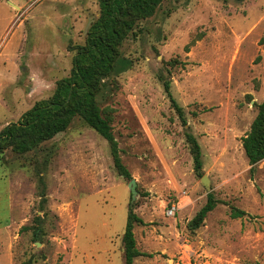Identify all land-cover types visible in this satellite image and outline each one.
Segmentation results:
<instances>
[{"label":"rangeland","instance_id":"1","mask_svg":"<svg viewBox=\"0 0 264 264\" xmlns=\"http://www.w3.org/2000/svg\"><path fill=\"white\" fill-rule=\"evenodd\" d=\"M99 0H0V129L50 96L99 15ZM122 46L133 65L106 103L122 159L137 181L135 264H264V160L254 173L242 145L264 99V0H164ZM193 40L189 50L186 46ZM179 58L172 94L201 148L198 173L183 125L158 72ZM196 112V115L194 114ZM44 169L50 215L45 242L20 232L37 211L39 154L0 158V264L44 251L51 264H123L131 191L108 141L75 117L50 142ZM206 174L210 189L202 183ZM214 191L253 216L217 204L191 233L187 221ZM176 206L175 216L166 209Z\"/></svg>","mask_w":264,"mask_h":264},{"label":"trees","instance_id":"2","mask_svg":"<svg viewBox=\"0 0 264 264\" xmlns=\"http://www.w3.org/2000/svg\"><path fill=\"white\" fill-rule=\"evenodd\" d=\"M163 1L99 0V15L89 26L84 42L69 45L75 51L70 73L57 80L50 96L37 100L17 121L0 129V158L10 149L17 154L36 152L41 160L42 167L37 170L40 183L37 211L42 213L36 212L30 223L20 227V232H31L34 242H45L50 228L48 218L50 215L56 216L48 209L49 196L41 173L57 151L50 142L57 134L65 132L75 117H79L108 141L117 173L126 179H132L131 172L122 159L121 147L112 126L115 109L106 103L119 88L120 74L133 65L132 59L122 51L125 40L136 33L141 21L155 14ZM194 41L186 46V50H189ZM181 64L183 61L177 57L167 60L163 70L158 72V77L171 108L183 125L185 139L197 170L203 166L201 144L188 124L185 108L171 91L173 69ZM256 108L257 114L242 137L251 173L264 160V99L256 103ZM194 114L196 115L195 111ZM220 202L229 205L232 217L253 216L234 203L218 198L214 191H209L206 202L187 221V229L191 233L196 232ZM138 203L139 200L130 203L122 235L123 264H135V259L139 256H153V253L141 251L137 246L135 226L147 224L135 211ZM46 259L47 255L43 250L32 252L22 264H51Z\"/></svg>","mask_w":264,"mask_h":264},{"label":"water","instance_id":"3","mask_svg":"<svg viewBox=\"0 0 264 264\" xmlns=\"http://www.w3.org/2000/svg\"><path fill=\"white\" fill-rule=\"evenodd\" d=\"M196 171L199 173L201 171V169H197ZM201 179H202V183L204 185H206V187L208 189H210L209 179H208L207 175L204 174ZM128 187L131 191V194H132L131 201L133 202V201H135V199L138 195L137 181L134 177H132V179L128 182ZM40 244H41L40 242H37V245H40Z\"/></svg>","mask_w":264,"mask_h":264},{"label":"built area","instance_id":"4","mask_svg":"<svg viewBox=\"0 0 264 264\" xmlns=\"http://www.w3.org/2000/svg\"><path fill=\"white\" fill-rule=\"evenodd\" d=\"M176 209H177L176 206H175L174 204H172L170 207H168V208L166 209L167 214H168L169 216H175Z\"/></svg>","mask_w":264,"mask_h":264},{"label":"crops","instance_id":"5","mask_svg":"<svg viewBox=\"0 0 264 264\" xmlns=\"http://www.w3.org/2000/svg\"><path fill=\"white\" fill-rule=\"evenodd\" d=\"M0 250H1V246H0ZM0 254H1V251H0Z\"/></svg>","mask_w":264,"mask_h":264}]
</instances>
